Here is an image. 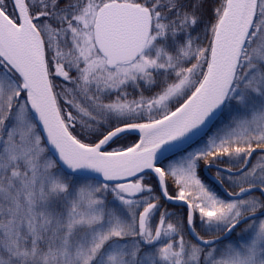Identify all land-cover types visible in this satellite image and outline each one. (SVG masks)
I'll list each match as a JSON object with an SVG mask.
<instances>
[{
	"label": "snow or ice",
	"instance_id": "1",
	"mask_svg": "<svg viewBox=\"0 0 264 264\" xmlns=\"http://www.w3.org/2000/svg\"><path fill=\"white\" fill-rule=\"evenodd\" d=\"M0 264H264V0H0Z\"/></svg>",
	"mask_w": 264,
	"mask_h": 264
}]
</instances>
